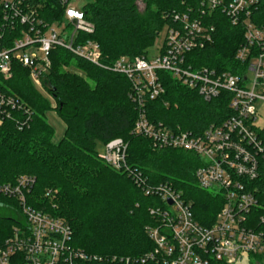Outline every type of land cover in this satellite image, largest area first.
Returning <instances> with one entry per match:
<instances>
[{
  "label": "trees",
  "instance_id": "1",
  "mask_svg": "<svg viewBox=\"0 0 264 264\" xmlns=\"http://www.w3.org/2000/svg\"><path fill=\"white\" fill-rule=\"evenodd\" d=\"M138 1L89 0L84 5L86 18L96 29L83 40L99 43L105 65L123 56L149 54L165 27L173 23V12L199 5V0H144L145 10L141 11ZM47 10L45 15L51 21L53 15L62 18L64 13L57 0H51ZM207 19L216 26L214 41L189 53L188 62L244 77L248 64L236 58L245 42L244 26L233 25L220 11ZM252 21L264 26V0L253 8ZM50 58L52 66L44 87L54 98L55 107L20 64L2 86L20 98L24 109L12 111L0 125V181L14 183L21 175L35 177L33 188L27 192L28 203L63 218L73 230L75 247L104 258L89 264H115L109 259L114 256L140 257L154 248L146 227L157 224L150 209L162 202L157 195L145 194L128 172L116 170L98 154L97 141L107 145L122 138L128 144L129 165L138 168L152 185H171L191 204L194 219L212 226L224 204L223 195L198 185L195 173L203 164L198 155L181 149H156L148 138L132 133L139 109L132 100L128 78L64 48L53 49ZM72 66L84 75L72 73ZM159 75L166 92L147 103L152 121L201 133L232 115L231 93L223 91L206 100L170 73L159 71ZM53 108L67 123L58 143L53 142L54 130L47 119V112ZM19 122L24 123L22 128ZM257 134L264 145V127H257ZM248 186L258 202L254 215L264 214V156L259 157L258 177ZM17 226L26 228L21 206L16 199L0 195V249ZM251 259L264 262V256L252 255ZM10 264L29 263L22 253H16ZM209 264L228 263L212 260Z\"/></svg>",
  "mask_w": 264,
  "mask_h": 264
},
{
  "label": "built area",
  "instance_id": "2",
  "mask_svg": "<svg viewBox=\"0 0 264 264\" xmlns=\"http://www.w3.org/2000/svg\"><path fill=\"white\" fill-rule=\"evenodd\" d=\"M57 1L64 13L62 18L53 15L51 21L45 15L51 0H0V125L12 111L24 109L20 98L2 87L13 77L16 64L29 71L36 87L44 86L55 48L67 49L94 65L123 74L131 83V97L139 109L132 133L148 138L156 149H181L198 155L203 162L195 173L198 185L220 192L224 204L212 226L201 225L180 192L168 183L150 184L138 168L128 164V144L122 138L113 139L101 157L116 170L128 172L145 194L157 195L162 205L150 209L157 224L146 227L153 250L140 257L109 259L115 264H209L212 260L238 264L252 255L264 256V214L254 215L258 202L248 186L258 177L259 157L264 156L257 134L259 107L264 103V26L252 21L259 0H199L198 7L191 5L187 11L172 13L173 23L164 29L158 54L123 56L110 65L103 63L97 41L83 40L96 29L86 18L84 6L77 7L75 0ZM216 11L224 13L233 25L244 26L245 42L236 52L239 62L248 64L244 77L188 62L189 53L214 41L216 26L207 16ZM159 71L170 73L206 100L223 91L231 93L232 115L201 133L152 121L147 103L166 92ZM23 125L19 122L20 128ZM35 182L29 175L19 176L14 183L0 181V195L16 199L26 222V228L15 227L14 235L0 249V264H10L16 253H22L29 264L104 260L72 244L73 230L63 218L28 203L27 192Z\"/></svg>",
  "mask_w": 264,
  "mask_h": 264
},
{
  "label": "rangeland",
  "instance_id": "3",
  "mask_svg": "<svg viewBox=\"0 0 264 264\" xmlns=\"http://www.w3.org/2000/svg\"><path fill=\"white\" fill-rule=\"evenodd\" d=\"M87 2H89V0H75V4L77 5V7H82ZM138 3H139L140 10L144 11L145 10L144 0H139ZM164 38H165V32L163 31L160 34V36L156 39L154 46L150 49V55L158 54L159 48L160 46H162L164 42ZM70 71H72V73L77 72V73L84 75V73L80 70H77L75 66L70 67ZM36 88L41 92V94L45 98L49 99L53 107H55L54 98L49 94V92L45 89V87L43 86V87H36ZM47 119L54 130L53 142L58 143L65 135L67 123L64 120V118L59 114V112L54 108L50 109L47 112ZM257 125H259L260 127H264V103L263 102L260 103ZM106 149H107L106 144L103 141H100V140L97 141L96 150L100 156L105 155ZM170 210L172 209L170 208ZM238 264H264V262H261V261L258 262L257 260L254 262L253 259L249 258Z\"/></svg>",
  "mask_w": 264,
  "mask_h": 264
},
{
  "label": "water",
  "instance_id": "4",
  "mask_svg": "<svg viewBox=\"0 0 264 264\" xmlns=\"http://www.w3.org/2000/svg\"><path fill=\"white\" fill-rule=\"evenodd\" d=\"M170 202L172 203V201L170 200Z\"/></svg>",
  "mask_w": 264,
  "mask_h": 264
}]
</instances>
